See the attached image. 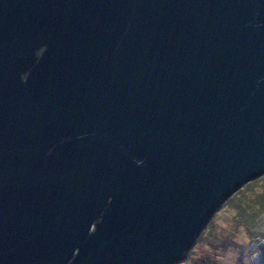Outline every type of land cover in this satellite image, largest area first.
Here are the masks:
<instances>
[{
  "label": "water",
  "instance_id": "water-1",
  "mask_svg": "<svg viewBox=\"0 0 264 264\" xmlns=\"http://www.w3.org/2000/svg\"><path fill=\"white\" fill-rule=\"evenodd\" d=\"M264 175V0H0V264H179Z\"/></svg>",
  "mask_w": 264,
  "mask_h": 264
},
{
  "label": "rangeland",
  "instance_id": "rangeland-1",
  "mask_svg": "<svg viewBox=\"0 0 264 264\" xmlns=\"http://www.w3.org/2000/svg\"><path fill=\"white\" fill-rule=\"evenodd\" d=\"M179 264H264V175L223 203Z\"/></svg>",
  "mask_w": 264,
  "mask_h": 264
}]
</instances>
